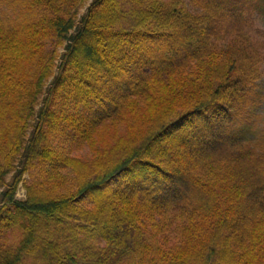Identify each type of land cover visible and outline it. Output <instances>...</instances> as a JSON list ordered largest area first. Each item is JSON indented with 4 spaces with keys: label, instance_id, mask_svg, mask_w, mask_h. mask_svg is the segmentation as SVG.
<instances>
[{
    "label": "trees",
    "instance_id": "trees-1",
    "mask_svg": "<svg viewBox=\"0 0 264 264\" xmlns=\"http://www.w3.org/2000/svg\"><path fill=\"white\" fill-rule=\"evenodd\" d=\"M258 22L264 0H0V264H264Z\"/></svg>",
    "mask_w": 264,
    "mask_h": 264
},
{
    "label": "rangeland",
    "instance_id": "rangeland-1",
    "mask_svg": "<svg viewBox=\"0 0 264 264\" xmlns=\"http://www.w3.org/2000/svg\"><path fill=\"white\" fill-rule=\"evenodd\" d=\"M83 9H84V8H82V9H80V10L78 11L77 16H79V14L83 11ZM257 24H258V26H259L260 28H262V30H264V27L261 26L260 22H258ZM59 51L61 52L62 50L59 49ZM261 83L264 84V74H263V76H262ZM263 92H264V89H263ZM263 109H264V106H263ZM7 178H8V177H7ZM22 194H23V189H22L21 187H19L18 190H17V195H20V196H21ZM18 197H19V196H18ZM21 197H22V196H21Z\"/></svg>",
    "mask_w": 264,
    "mask_h": 264
}]
</instances>
